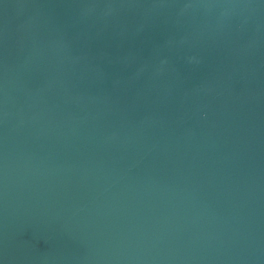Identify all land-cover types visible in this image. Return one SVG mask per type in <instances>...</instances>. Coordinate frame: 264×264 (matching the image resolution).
<instances>
[{
	"label": "water",
	"instance_id": "obj_1",
	"mask_svg": "<svg viewBox=\"0 0 264 264\" xmlns=\"http://www.w3.org/2000/svg\"><path fill=\"white\" fill-rule=\"evenodd\" d=\"M0 264H264V0H0Z\"/></svg>",
	"mask_w": 264,
	"mask_h": 264
}]
</instances>
